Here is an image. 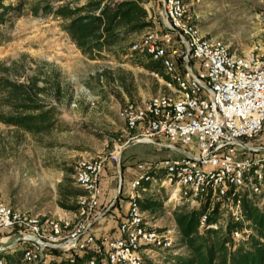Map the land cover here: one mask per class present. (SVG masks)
Here are the masks:
<instances>
[{"label": "built area", "instance_id": "built-area-1", "mask_svg": "<svg viewBox=\"0 0 264 264\" xmlns=\"http://www.w3.org/2000/svg\"><path fill=\"white\" fill-rule=\"evenodd\" d=\"M159 1L153 16L151 2L143 4L150 25L128 50L142 62H159L169 91L127 102L118 113L128 131L137 130L136 141L152 144L163 137L180 153L159 161V177L155 169L137 165L140 173L130 184L118 237L90 230L102 216L97 209L103 158L87 156L75 163L74 181L85 192L77 199L78 211L69 212L75 220L26 214L8 205L0 193V232L13 233L11 239L0 237V264L160 263L149 253L170 251L172 239L148 229L138 204L153 182L172 185L176 195L197 207L207 204L198 220L201 232L225 233L230 221L242 219L244 196L264 211V145L250 143L264 131V51L255 46L239 52L203 33L190 11L199 0ZM258 22L264 26V8ZM120 150L111 154L118 165ZM216 205L218 214L210 220ZM252 232L251 227L234 231L232 240L237 244ZM17 252L20 257L12 260L10 255Z\"/></svg>", "mask_w": 264, "mask_h": 264}, {"label": "rangeland", "instance_id": "rangeland-1", "mask_svg": "<svg viewBox=\"0 0 264 264\" xmlns=\"http://www.w3.org/2000/svg\"><path fill=\"white\" fill-rule=\"evenodd\" d=\"M149 1L153 6L148 5L149 13L153 16L160 1ZM263 8L264 0H199L190 5L203 33L221 39L239 52H249L255 46L264 51V26L258 22ZM9 16L11 21L4 26V39L0 41V77L5 74L4 67L11 64L14 68L10 76L17 78L14 70L28 76L41 62L51 63L59 74L62 100L58 104V125L49 133L32 135L0 123L2 199L26 214L53 219L63 216L67 211L59 202L77 204L78 198L66 200L59 185L62 189H80L73 176L75 163L87 156L103 158L108 175L106 188L113 199L120 180L123 189L128 179L122 178V159L118 165L111 154L121 149L122 155L125 145L135 140L120 119L118 109L126 102L166 92L164 79L159 72L145 69L141 59L129 50L118 56L105 50L93 58L81 54L52 15H31L26 5L21 12ZM251 142L264 145V131ZM65 176L68 181H64ZM157 194L162 207L153 215L144 211L146 226L172 239V249L181 254L186 250L178 242L174 213L196 208L198 204L174 195L172 185ZM117 207L116 211H120L119 204ZM69 214V219H76ZM4 235L11 239L13 233L0 232V237ZM149 256L160 261L155 264H166L160 250L154 249Z\"/></svg>", "mask_w": 264, "mask_h": 264}, {"label": "trees", "instance_id": "trees-1", "mask_svg": "<svg viewBox=\"0 0 264 264\" xmlns=\"http://www.w3.org/2000/svg\"><path fill=\"white\" fill-rule=\"evenodd\" d=\"M8 1L11 0H0V41L4 39V26L11 21L9 15L21 12L27 5L31 15H52L59 20L62 31L68 34L75 47L90 58L99 55L102 50L114 56L127 54L134 36L150 25L143 6L147 0H87L82 5H79L80 0H19L15 4ZM141 63L145 69L159 72L163 79L169 80L159 62L147 60ZM40 65L31 69L32 74L28 76L14 70L13 75L17 78L10 76L14 68L12 64L4 67L5 74L0 77V123L32 135L49 133L56 128L60 115L58 104L62 100L59 74L51 63L43 61ZM64 181H68L66 176ZM59 191L66 200L85 196L82 188L75 189L73 186L62 189L60 184ZM121 191L113 207L119 204ZM66 202H59L60 207L69 212L78 211L77 204ZM138 204L142 211L150 213L162 207L158 196L141 197ZM206 207L205 203L187 211H175L178 242L185 247L186 253H172L168 261L172 264H264L262 209L244 196L241 202L242 219L230 221L225 233L212 229L201 232L198 220ZM213 210L210 220L218 214L217 205ZM248 221L250 224L247 225ZM247 227H251L253 232L234 243L231 234ZM59 264L68 263L61 261Z\"/></svg>", "mask_w": 264, "mask_h": 264}, {"label": "crops", "instance_id": "crops-1", "mask_svg": "<svg viewBox=\"0 0 264 264\" xmlns=\"http://www.w3.org/2000/svg\"><path fill=\"white\" fill-rule=\"evenodd\" d=\"M86 1L87 0H80L79 5H82ZM148 5L149 4H147V7H148ZM144 8H145V6H144ZM164 81H165L164 82V85H165V83L168 80L166 81L164 79ZM167 91H169L168 88H167ZM167 91L164 93H167ZM144 99H146V98L140 99L138 101H141ZM129 132L136 135L137 130H135L134 132H132V131H129ZM186 149L190 150L192 152H195L194 146H187ZM123 150L124 151H123L122 155H120V159H122V165L124 166L121 169L122 170V178L126 177V179H128V181H127V185H125V187H123V189L121 191V198H120L119 205H120L122 210L120 209V211H116L118 208L117 206H114L111 209L107 210L104 214H103L104 210H100V209H103V207H105V209H106V207L115 198V196H114V198L112 199V197L109 195L110 191L107 190V188H106L108 175H107L106 171L104 170V165H103L102 172H101L100 177H99V180H100V182H99L100 199H99V206L97 209L98 213H102V216L100 218H98L97 220H95L94 223L92 224V226L90 227L91 232L95 235H103L105 233V234H109V235L114 236V237L119 236V232H118L117 227H118V224L120 223V221L124 220L127 216V208H128V204H129V196L128 195L130 192V184H131L132 180L140 173V170L137 168V165L139 163H142L146 169H148V168L155 169L156 173H157L156 176L159 177L162 175V170L158 168L159 161L162 158L169 157L170 155H176L177 153L178 154L180 153L176 149L175 150L172 149L171 146L168 145L167 140L163 137H158L155 140V142H153L152 144H147V143H143V142L133 140L129 144L125 145ZM89 157H92V156H89ZM169 185L170 184H168V183L160 184V182H158V183L153 182V184L149 185V190L145 193H142L141 197L158 196L157 193L159 192V190L162 189L164 191V188L169 187ZM173 194L176 195L174 192H173ZM156 210H158V209H156ZM156 210L153 211V213H151V214L152 215L155 214ZM68 212L69 211H67L65 213L69 214ZM65 213L61 217H68L67 214H65ZM176 232L178 233L177 229H176ZM178 238H179V235H178ZM172 251H173V249H171L170 251H164L165 252L164 256L166 258L165 259L166 264H170L172 262V261L167 260L168 256L172 254ZM174 252H176L177 254H180V253H178V251L176 249H174ZM184 253H186V251H184L181 254H184ZM19 257H20L19 253H13L12 255H10V258L12 260H16ZM12 262H16V261H12Z\"/></svg>", "mask_w": 264, "mask_h": 264}, {"label": "water", "instance_id": "water-1", "mask_svg": "<svg viewBox=\"0 0 264 264\" xmlns=\"http://www.w3.org/2000/svg\"><path fill=\"white\" fill-rule=\"evenodd\" d=\"M121 184H122V182H121V180H120V182H119V187H118V191H117V193H116V195H115V198H114L113 201H112V202L106 207V209L104 210L103 214H104L107 210L111 209V208L113 207V205L116 203V201L118 200V198L120 197L119 195H120V190H121Z\"/></svg>", "mask_w": 264, "mask_h": 264}]
</instances>
